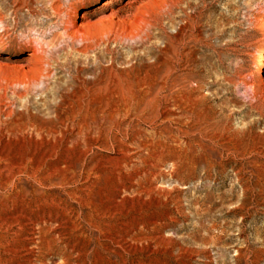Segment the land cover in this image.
Returning a JSON list of instances; mask_svg holds the SVG:
<instances>
[{
  "label": "rangeland",
  "instance_id": "1",
  "mask_svg": "<svg viewBox=\"0 0 264 264\" xmlns=\"http://www.w3.org/2000/svg\"><path fill=\"white\" fill-rule=\"evenodd\" d=\"M263 18L264 0H0V264H264ZM138 79L151 102L127 115Z\"/></svg>",
  "mask_w": 264,
  "mask_h": 264
},
{
  "label": "bare ground",
  "instance_id": "2",
  "mask_svg": "<svg viewBox=\"0 0 264 264\" xmlns=\"http://www.w3.org/2000/svg\"><path fill=\"white\" fill-rule=\"evenodd\" d=\"M48 10H49V12L54 16V17H57V16H60L61 15V9L59 8V7H54L53 5H51L49 8H48ZM36 8H33V7H31V13L33 14V15H35V13H36ZM69 14H68V16H69V19L64 23V25H63V35H65L66 37H69V38H71L72 40H76V39H78V37L79 36H82L83 34H82V31L81 30H75V31H73V29H72V27H73V24H72V21H71V17H72V13L73 12H68ZM51 15V16H52ZM67 16V17H68ZM57 19V18H56ZM62 23V22H61ZM263 23H264V18H263ZM71 29H72V31L73 32H71ZM52 44H50V46H51ZM67 48V47H66ZM40 53H45V50L43 49V47H42V45H41V47H36V48H34L33 49V54H32V56H34V57H37L38 56V54H40ZM32 62V60H30V63ZM49 64V63H48ZM36 65V64H35ZM40 65V64H39ZM38 65V66H39ZM38 66H36V67H38ZM257 71L259 72V73H264V49L260 52V54H259V58H258V66H257ZM45 74V73H44ZM146 79V78H145ZM145 79H138L137 81H131V84H132V86L134 87V88H136V90H138L136 93H133V94H129L130 96H127V97H124L123 98V100H121V103L120 104H122L125 108H126V113H127V115L128 114H130L131 113V109H135V108H140V107H143V106H147V104H149L150 102H151V100L149 99L150 98V91H149V89L151 88V85L150 84H148L147 82H146V80ZM36 83V82H35ZM153 83V82H152ZM163 83V82H162ZM159 83H157V85H158ZM161 84V83H160ZM69 85H71V84H69ZM153 86V85H152ZM162 86V85H161ZM163 86H164V84H163ZM68 87V86H67ZM78 87V86H77ZM82 87V86H81ZM96 87V86H95ZM251 88H253L254 86L253 85H251L250 86ZM72 88H74L73 86H72ZM83 88V87H82ZM87 88V90L88 91H91L92 89H93V87H91L90 85H89V87H86ZM81 89V88H80ZM83 89H85V88H83ZM153 89V88H152ZM159 89H160V87H159ZM159 89H158V91H159ZM160 90H162V88L160 89ZM84 91H86V90H84ZM87 91V92H88ZM86 92V93H87ZM81 94H84L83 92H82V90H81ZM152 94V93H151ZM158 95V94H157ZM159 97V96H158ZM79 98V97H78ZM82 99H85L84 98V96L82 95V96H80V98L78 99V100H82ZM121 99V98H120ZM90 100V99H89ZM93 100H95V99H93ZM154 102H155V99L153 100ZM152 101V102H153ZM61 102H65V99H62L61 100ZM79 102V101H78ZM84 103V102H83ZM88 103V102H87ZM91 104V103H90ZM90 104H88V105H90ZM119 104V105H120ZM117 105V104H116ZM98 125V124H97ZM94 127V126H93ZM100 128V127H99ZM97 129L98 131L100 130V129ZM90 130H93V128L91 127V129ZM93 132V131H92ZM91 132V133H92ZM96 132V131H95ZM88 133V132H87ZM90 133V132H89ZM225 146V145H224ZM44 225V224H43ZM40 231H41V234L42 233H44L43 231H44V226H42V228L40 229ZM45 234H46V232H45ZM49 239V238H48ZM53 240V239H52ZM38 241H41V240H38ZM45 241V240H44ZM51 243H50V239H49V241H48V246L50 247L51 245H50ZM125 250V249H124Z\"/></svg>",
  "mask_w": 264,
  "mask_h": 264
}]
</instances>
